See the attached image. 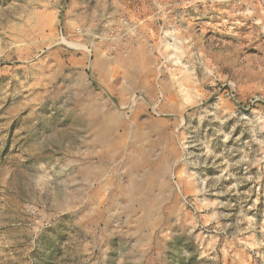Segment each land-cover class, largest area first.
<instances>
[{"label":"rangeland","instance_id":"rangeland-1","mask_svg":"<svg viewBox=\"0 0 264 264\" xmlns=\"http://www.w3.org/2000/svg\"><path fill=\"white\" fill-rule=\"evenodd\" d=\"M67 3L147 20L92 61ZM0 264H264V0H0Z\"/></svg>","mask_w":264,"mask_h":264},{"label":"built area","instance_id":"built-area-1","mask_svg":"<svg viewBox=\"0 0 264 264\" xmlns=\"http://www.w3.org/2000/svg\"><path fill=\"white\" fill-rule=\"evenodd\" d=\"M90 19L75 24L71 30L60 26L56 40L73 49H82L93 59L96 54L110 55L126 49L136 40L138 29L147 17L133 14L114 15L111 11L91 9ZM151 21L158 22V9H153Z\"/></svg>","mask_w":264,"mask_h":264},{"label":"crops","instance_id":"crops-1","mask_svg":"<svg viewBox=\"0 0 264 264\" xmlns=\"http://www.w3.org/2000/svg\"><path fill=\"white\" fill-rule=\"evenodd\" d=\"M91 3V1H90ZM89 3V4H90ZM65 5V6H64ZM62 5V7L65 9L61 12V14L59 13V23H58V26L57 27H64V29H67V25L69 24H72L73 26L75 25L76 22H80L82 20H85V15L84 13H82L83 11H78L73 13V15H70L71 14V8L69 7V3L67 4H64ZM73 16V17H72ZM63 20V21H61ZM98 55H101L103 56L102 54H96L95 57L92 59V61H95L97 60V58L99 57ZM89 59H91L89 56H88ZM102 58H106V57H102ZM133 143H131V141ZM125 148L128 150V148L132 147L131 151H128L125 155L122 156L121 153H117V154H114L112 156H108V155H101L99 156V158H101V160L103 161H122L124 162V166L123 167L124 169H127V174H132V175H135V173L138 171V168H140V165L142 163V160L145 159L148 161V154H149V148L148 147H141V148H138L135 144V139H132V136L131 135H128L127 136V139L125 141ZM150 160V158H149ZM104 169L105 167H101V168H98L97 167V173H104ZM118 173H121V169H118L117 171ZM135 177L132 176V179L129 180L130 182L134 183L135 182ZM135 198V196L133 197V199ZM132 203H136V202H130L129 204H132Z\"/></svg>","mask_w":264,"mask_h":264}]
</instances>
